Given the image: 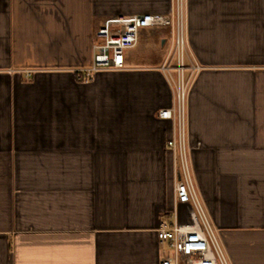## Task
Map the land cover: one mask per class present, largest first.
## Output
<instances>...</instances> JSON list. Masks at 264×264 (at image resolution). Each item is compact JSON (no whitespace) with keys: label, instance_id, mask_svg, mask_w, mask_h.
I'll use <instances>...</instances> for the list:
<instances>
[{"label":"crops","instance_id":"obj_1","mask_svg":"<svg viewBox=\"0 0 264 264\" xmlns=\"http://www.w3.org/2000/svg\"><path fill=\"white\" fill-rule=\"evenodd\" d=\"M186 4L198 188L231 263L264 264V0ZM173 8L0 0V264H160L162 224H199L177 202L175 123L158 116L175 104L158 69L169 39L143 31L126 68L85 72L109 19Z\"/></svg>","mask_w":264,"mask_h":264},{"label":"built area","instance_id":"obj_2","mask_svg":"<svg viewBox=\"0 0 264 264\" xmlns=\"http://www.w3.org/2000/svg\"><path fill=\"white\" fill-rule=\"evenodd\" d=\"M164 26L170 28L171 38L165 59L158 69L173 86L175 104L159 110L158 116L175 123V135L167 144L178 163L177 202L190 204L199 224H162L158 238L168 243L172 254L163 258L160 264H232L199 191L188 140L187 100L202 66L191 52L186 0H174L170 14L144 13L109 19L96 32L94 61L85 72L90 76L101 70L126 68V51L139 44L142 30Z\"/></svg>","mask_w":264,"mask_h":264},{"label":"rangeland","instance_id":"obj_3","mask_svg":"<svg viewBox=\"0 0 264 264\" xmlns=\"http://www.w3.org/2000/svg\"><path fill=\"white\" fill-rule=\"evenodd\" d=\"M150 32L151 35L155 34V33H159L161 36H163V38H168L169 41H170V38H171V33H170V28L167 27V26H164V27H160V28H145L142 30V32ZM141 50L145 49L148 51L149 50V47L146 46V43L142 42L140 44V47H139ZM151 53L150 52H147V54H150L149 56L154 59L156 57L159 56L160 51L158 49H155V48H152V50L150 49Z\"/></svg>","mask_w":264,"mask_h":264},{"label":"water","instance_id":"obj_4","mask_svg":"<svg viewBox=\"0 0 264 264\" xmlns=\"http://www.w3.org/2000/svg\"><path fill=\"white\" fill-rule=\"evenodd\" d=\"M164 42H165V40H164Z\"/></svg>","mask_w":264,"mask_h":264}]
</instances>
